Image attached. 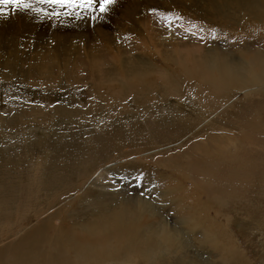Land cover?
Instances as JSON below:
<instances>
[{
  "label": "bare ground",
  "instance_id": "obj_1",
  "mask_svg": "<svg viewBox=\"0 0 264 264\" xmlns=\"http://www.w3.org/2000/svg\"><path fill=\"white\" fill-rule=\"evenodd\" d=\"M241 10L242 15L239 13ZM235 12L239 14L236 15ZM107 20L118 31L116 36L111 37L96 27H88L83 33L74 35L73 40H80V43L72 45L68 52H61L62 49L57 52V44H66V41L63 37L58 39L54 35L53 40H50L54 41L52 48L45 46L40 49L41 52L31 47L35 52L30 53V65L26 64L28 67L20 70L33 73L34 80L38 77L33 84L43 85L44 81L50 83V71L58 69L55 67L61 65L67 71L68 66L76 59L91 57V62L88 61L91 72L95 73V66H99L103 79V67L99 64L103 55L108 56L107 62L124 75L121 77L126 82L121 85L125 93L124 102L131 98L133 107L146 112L149 106L155 107L159 102L161 107L171 101L179 102L181 110L177 106H169L173 118L171 122L176 125L177 130L189 133L186 140L189 139L187 143L190 141L191 145L187 147L183 143L185 139L178 140L174 146L170 145L171 140L165 142L159 135L150 133V127L146 129L138 124L135 128L140 127L143 134L146 131L147 136L152 134L150 140L145 136L139 137L140 141L144 139L142 143L133 140L136 144L147 145V152L132 158L131 154L125 157L127 152L115 154L116 152L109 150L111 153L106 156L109 164L105 171L120 188L129 191L121 193L95 190L94 187L99 185L91 178H101L103 169L98 168L103 166V160L93 161L87 165L84 173H79L74 186L65 184L62 187L61 193L56 195L59 199L56 205L52 203L53 196L48 197L51 202L46 205L47 210L38 214L35 203L39 186L35 177L42 175L43 164L48 156L42 150L40 159H32L35 182L28 192L31 204L14 215L15 220L12 222L15 225L11 229L7 225L0 226V264H250L234 246V234L230 228L232 222L222 211L229 208L233 212H241V206L238 208L236 203L241 202L247 190H264V166L253 167L255 171H252L245 155L253 158L258 153L254 162L261 161L260 148L263 154L261 156L264 157V123L259 120L257 113L264 112V107L262 111L256 106L254 108L257 110H252L255 100L261 101L264 106V54L258 57V52H255L257 50L264 53V45L259 44L264 42V0H119L109 10ZM11 27L15 37L20 38L26 37L21 36L23 32L32 31V27H23L18 21ZM9 28L0 29V32L9 31ZM171 28L177 34L165 50L157 33L163 37L162 29L167 32ZM54 30L45 28L44 33H56ZM192 32L196 35L193 36ZM213 35H216L215 39ZM201 36L204 37L203 40L200 39ZM181 38L205 42V48L197 47L192 42L187 46L182 45L184 40ZM120 42H126L127 49L137 53L134 69L129 67L132 64L123 63L122 54L128 50H123ZM218 42L221 47H218L220 44L216 46ZM7 44L4 42L3 48ZM246 47L256 49L251 50L258 58L246 57V60L235 56L234 53L238 50H233ZM244 51L245 49L243 54ZM229 53L233 54L230 57L232 60L227 56H230ZM5 54L0 56L3 57L2 64H5L2 69L3 72L9 69L6 71L9 77L10 68L15 63L18 65L22 57L15 50L6 57ZM149 56H154L160 64H156ZM59 57L64 60L58 59ZM137 65H143L144 69L158 68L163 72L157 76L160 83L146 79V76L141 77L143 72ZM169 69L173 72L180 69L182 75L170 77ZM127 75L130 76L128 81ZM146 75L149 78L150 72ZM92 77L95 78L94 75ZM23 78L24 75L21 79ZM55 78L52 79L54 85H49L50 87L58 84V79ZM192 79L196 80L194 84ZM182 81H188L189 84L182 85ZM92 89L96 90L94 85ZM97 90L95 94L101 95L102 92ZM234 94L241 99L238 96L234 98ZM188 96L193 98L194 109H189L186 104ZM97 97L100 96L95 98ZM242 110L248 111V115L242 114ZM145 120L142 121L145 126L153 123L152 118ZM133 147L138 151V147ZM171 149L177 150L172 152ZM156 153L157 156L154 155ZM153 156L157 158L154 159ZM213 175L219 178L214 176L213 179ZM19 188V194L11 188L16 197L14 193L11 194L10 189V192L7 189L0 191V202L5 204L1 205L3 208L0 207V222L10 221L9 217L14 212L8 206L11 209L13 204L20 201L19 196L27 191L25 187ZM223 217L227 219L225 223L220 222ZM8 235L12 237V241L2 243Z\"/></svg>",
  "mask_w": 264,
  "mask_h": 264
},
{
  "label": "rangeland",
  "instance_id": "obj_2",
  "mask_svg": "<svg viewBox=\"0 0 264 264\" xmlns=\"http://www.w3.org/2000/svg\"><path fill=\"white\" fill-rule=\"evenodd\" d=\"M45 7L47 8V6ZM48 11H51V9H48ZM241 12L243 14V10L239 12L240 15H242ZM239 13L235 12L236 15ZM81 15V19H76L74 17L66 18L63 16L60 19H55L48 17L41 18L39 16L33 15L32 13H15L10 15L9 18H0V29L10 27L8 29L9 31H6L4 33L0 32V53H6L4 56L6 57L9 52L15 50L18 51L20 57H22L20 61V63L22 64L19 63L17 65L15 63L10 68L11 72L9 74V77L6 74V71H8L9 69L3 72L4 69H2V67L4 68L5 64H2L3 57H0V191L7 189V192H10V189L11 194H13L14 192L16 194H19L20 186H22V188L25 187V190H27L19 196L21 198L20 201L16 202L17 204H13L11 206V209L10 206H8V209L12 211V213H14L9 217L10 221H2L0 222V226L7 225V227H10L9 229H11L12 226L15 225V223H13L15 220V218H13L14 215H18L19 213H21V211H24L25 207L28 206V204H31V200L28 201V192L30 191L31 184L35 182L31 168V166L33 165L32 159H40L42 150H45L48 156H46V163L43 164L45 166H42V175L39 173L41 177L40 175H38L39 178L37 176L35 177L37 178L36 184L39 186L35 203V211L38 214L47 210L48 206L46 205L51 202L48 201V197L53 196L54 199L52 203H54L53 205H56L59 200L56 195L61 193L60 191L62 187L65 184H71V186H74V184L78 181L80 175L79 173H84L87 165L92 164L93 161L100 162L103 160V166H100L98 168L101 170L103 169V172L101 171V178H98L96 176H92L91 178L90 176L92 181L99 185V187H94V189L96 188L95 190L101 189L105 192H126V190L128 189L125 190L124 188H120L118 183L110 176L107 171H105L106 167L109 164V161H106V156L111 152H116L115 154H122L124 152H127L125 157L131 154L132 158H137L140 157L141 154H144V152H147V145L141 144L144 139L140 141L139 137L145 136L150 140L152 138V134L150 136H147V131L143 134V131L140 127L135 128L136 125L141 124L146 129L150 127L148 129L150 133L153 132V134L155 133V135H159L158 137L160 139L163 138L162 140L165 142L171 140L172 143L170 141L169 144L173 146L176 145L175 143H178V140L180 139L181 141H183L184 139L186 140V137L189 135V133L186 132L185 134V132H182L180 129L177 130L175 128L176 125H172L171 121L173 120V118L170 114L171 110L169 109V106H177L181 110V106L179 102H177V100L171 101L170 104L166 103L164 107H161L162 105L160 106L159 102V105L157 104L155 105V107L149 106V110L147 112L144 109L133 107L134 105L130 102L132 101L131 98L126 97V99H128L126 102H124L125 93L124 91H122L121 85L126 82L121 78L123 74H121L116 69V67L113 68L110 62H107L109 60L108 56L105 57L103 55V59L99 64L101 67H103L101 68L103 70V79H101V70L100 68H98L99 66H95L94 68L96 74L93 71L91 72V68L89 67L92 60L91 57V60L83 59L81 57L80 60H78L79 58L76 59L75 62L68 66L67 71H64V69L59 64L60 67H55L58 68L55 70L56 72L50 71V74H52L50 76V83H46L47 81H44L45 84L43 85H41V83L33 84L32 82L35 81L38 77L36 76L37 78H35L34 80V78H32V76H34L33 73L28 74V71L22 72L20 70L25 69L28 67L27 65H30V60H32V55L30 53L35 52L33 51V49L39 51L45 46H49V48H52L54 46V43H52L54 41H50L53 40L52 38L54 35L58 36V39L63 37L66 41V44H57V47L55 48L57 52L59 49H62L61 52H68L72 45H76L81 42L80 40H73V38H75L78 33H83L88 27H93V29L94 27H96L103 34H108L111 37L116 36V34L118 33V31L111 25V22L107 20V15H104L103 18L98 17L95 21L91 20L87 13H82ZM3 19L6 21H4ZM16 21L20 22L21 26L23 27L26 26L31 28L32 25H34L31 28L32 31L27 30L26 32H23L21 34V36H26L25 38L29 36L28 39L20 38V36L15 37V35L11 32V25L13 23H16ZM11 22L13 23L11 24ZM22 22H24L25 24H22ZM45 28H54V31H56V33L45 34ZM156 28H159V26H157ZM162 30H164L161 31L164 32L163 37H161L159 33H157V35L160 37L159 42L163 45L164 48H166L165 50H167L170 44L173 42V38L176 37L177 33L172 28L169 29L170 32H166L165 29ZM140 31H142V29H140ZM70 36L72 39H70ZM177 38L180 39L178 36ZM181 40L185 41L182 42V45L185 44L186 46L187 44L192 42L188 41L186 38H181ZM44 41L47 42L45 43ZM4 42H7L9 44L5 45V48H3ZM192 43L201 48H205L206 45L205 42L200 41H195ZM262 43L264 42H260L259 44L263 46L264 44ZM122 44L124 47L123 50H128L125 46L127 43L123 42ZM218 44L220 43L218 42L216 46ZM40 45H42V47H39ZM221 46V44L220 46L218 45V47ZM26 47H29L30 49H27ZM31 47L34 48L32 49ZM4 49H6V51H4ZM240 49L241 50H233V52L236 50L240 51H236V53H234L235 56H240L243 59H245L246 57H248V59L257 57L255 55L256 53L253 52L256 49L253 50V48H251L253 51L248 47ZM243 49H245V54H243ZM40 51L42 52V50ZM224 51L222 52L224 53ZM230 51L231 50H229V52ZM127 52L129 54H127ZM248 52L250 53L248 54ZM255 52H258V57H262V55L264 54L262 51L256 50ZM147 54L151 55L150 53ZM136 55V52H130V50H128L125 53L124 51L122 54V58H124L123 63L125 62L132 64V66L129 67L130 69H134L136 67L134 65V62L136 61ZM227 56L229 60H232L230 57L233 56V54ZM149 57H152V60H154L156 64H160L159 60H157L154 56ZM58 59L64 60L63 57H59ZM233 59L235 61L237 60L235 58ZM248 59L246 58V60ZM129 67L127 68L129 69ZM137 67H140L141 72H143V75L141 77L144 78L146 76V79L157 81L158 84L160 83L157 76L163 74V72H160L158 68L152 67L150 69H144L142 68L143 65H137ZM148 72H150L149 78L146 75ZM168 73L170 77L172 75H182L180 69H177L175 72L169 69ZM22 74L24 75L23 79H21L23 77ZM93 75L95 78L92 77ZM96 75L99 76V78ZM55 77H57L59 85L56 84L55 87H50L49 85H54L52 79H56ZM129 77V75L126 76L127 81L130 79ZM18 80L21 82H19ZM99 82L102 84H99ZM191 82L192 84H194L196 80L192 79ZM180 83L182 85L189 84L188 81H182ZM93 85L96 90L97 88H99L97 91L102 92L101 95L97 93V95L100 96L97 97V99L95 98L97 96L95 94L96 90L93 91L92 89ZM108 86L113 88L109 89ZM113 93H115L116 95ZM93 94L95 95V97ZM234 96V98H237L238 95L234 94ZM238 98L241 99L239 96ZM157 99L161 100L160 96H157ZM192 99V96H188L186 100V104L189 109L195 108L193 106ZM253 104L254 105L252 107V110L256 111L257 109L254 108L256 106L262 111V108L264 106L261 105V101L255 100ZM161 108L163 109L160 110ZM128 110L133 111L130 112ZM129 112L131 115L129 114ZM257 113H259L260 116L259 120L264 123V112L258 111ZM242 114L248 115V111H243ZM82 117L84 118L82 119ZM147 118H152V122H155L156 124L150 122L148 123L149 125H147L148 127L143 125V122L146 121L145 119ZM247 118L250 117L247 116ZM151 127H153L154 131ZM108 138H110V140ZM29 140L30 142H28ZM133 140H135L136 142L140 141L141 143L136 144L133 142ZM187 140L183 143L187 144V147H189L191 144L190 141H188L187 143ZM104 142H106V144ZM41 145L43 146V148H41ZM105 145L107 147H105ZM108 145L110 148L108 147ZM133 146L138 147V151L134 149ZM109 150H111V152ZM171 150L172 152H176L177 149ZM261 150L262 149L259 148V154L263 156ZM150 153H152V151ZM257 154L258 153H256V156H254L253 158L245 154L248 159V164L251 165L252 171H255V167L259 168L264 166V157H262L261 155H259L261 161H258L256 163L254 162L255 160H257ZM154 155L157 156L158 154L156 153ZM164 156L165 155H163V157ZM156 158L157 157H154V159ZM214 176L217 177L216 179L219 178L217 175H213V179L215 178ZM11 188H13L14 192H12L13 190ZM80 188H82V186ZM252 190L253 189L251 188L244 193V198H242L241 202L237 201L236 205L238 206V208L241 206V212L236 213L234 211V213L231 209L226 208L225 210L227 213L225 212V210H223L222 213L223 215L228 216L232 222L230 225V228L232 229V232L234 234V236L232 237V241L237 251L241 252L250 262V264H264V190L262 192ZM15 193L13 195H15L16 197ZM1 205L5 206L4 203L0 202V207L3 208V206ZM13 206L15 207L13 208ZM170 219L172 220L171 217ZM226 220L227 219L223 217V221L220 220V222L225 223ZM36 221L39 220L37 219ZM4 222L6 224H4ZM11 241L12 237L8 235V237H6V240L2 241V243L5 244ZM108 264L118 263L115 262Z\"/></svg>",
  "mask_w": 264,
  "mask_h": 264
},
{
  "label": "snow or ice",
  "instance_id": "obj_3",
  "mask_svg": "<svg viewBox=\"0 0 264 264\" xmlns=\"http://www.w3.org/2000/svg\"><path fill=\"white\" fill-rule=\"evenodd\" d=\"M117 3L118 0H0V18L15 13H32L41 18L60 19L63 16L81 19V14L87 13L90 19L95 21L98 17L103 18L107 15ZM192 35L195 36L196 33L192 32ZM200 39L203 40L204 37L201 36ZM213 39H215L214 35Z\"/></svg>",
  "mask_w": 264,
  "mask_h": 264
}]
</instances>
